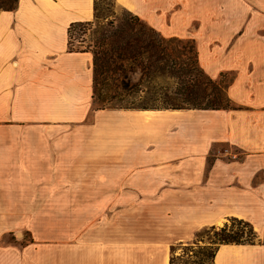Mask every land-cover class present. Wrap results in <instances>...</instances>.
Instances as JSON below:
<instances>
[{
    "label": "crops",
    "instance_id": "obj_1",
    "mask_svg": "<svg viewBox=\"0 0 264 264\" xmlns=\"http://www.w3.org/2000/svg\"><path fill=\"white\" fill-rule=\"evenodd\" d=\"M114 2L192 40L207 79L232 74L233 107L94 110L92 54L67 33L94 0L0 11V264H169L230 218L264 234V0ZM73 209L78 232L6 241L22 223L71 224ZM214 264H264V244L221 245Z\"/></svg>",
    "mask_w": 264,
    "mask_h": 264
},
{
    "label": "trees",
    "instance_id": "obj_2",
    "mask_svg": "<svg viewBox=\"0 0 264 264\" xmlns=\"http://www.w3.org/2000/svg\"><path fill=\"white\" fill-rule=\"evenodd\" d=\"M17 4L18 0H15V6H0V11L15 10ZM127 12L129 17L123 18L118 25L114 26L112 23L109 27L108 24L101 25L97 3L94 0L93 20L71 23L68 27V50L90 52L93 57L92 105L94 99L100 102V107L94 110H226L233 107L227 96H225L226 100L222 96V92L226 94L232 78L225 83V86H221V79L225 74L215 81L204 79V72L199 65L192 40L165 38L137 16ZM92 28L95 35L92 46L73 48L71 45L73 31L78 29L85 33ZM186 45H190L194 51V63L189 59H183L185 54L178 50L181 48L185 51ZM132 74L139 76L135 83L130 80L129 75ZM163 77L170 80L182 78L181 83H177L179 87L176 92L169 93L168 86H162L157 82ZM100 86L103 87L104 96L98 98L96 96ZM143 90L150 97L140 104H136L133 99L122 105L120 99H116L118 96L114 94L120 91L131 96ZM169 94L180 96L181 99H171ZM228 221L229 224H224L220 228L216 226L204 228L203 232L207 236L212 233L209 238L212 247H197L196 250L185 247L178 256L174 255L176 246L171 247L169 264H214L216 252L221 245L264 244V241L257 240V235L248 222L237 218H230ZM200 235L201 230L196 233L195 238H201Z\"/></svg>",
    "mask_w": 264,
    "mask_h": 264
},
{
    "label": "rangeland",
    "instance_id": "obj_3",
    "mask_svg": "<svg viewBox=\"0 0 264 264\" xmlns=\"http://www.w3.org/2000/svg\"><path fill=\"white\" fill-rule=\"evenodd\" d=\"M97 3V9H98V14L100 19L101 25H105L108 27L110 26L109 24L112 23L114 26L118 25L121 20L125 17H129L128 12L125 11L123 8L118 6L114 0H96ZM0 6H15V0H0ZM93 29L90 31H87L83 33L82 30H75L72 33L71 36V45L73 48H85L87 46H92V41L93 37ZM179 51H182L185 54V57L183 59H189V61L194 63L195 61V55L194 51L192 50L190 45L185 46V51L184 49L178 48ZM193 66L196 65L193 64ZM130 80L132 83L137 82L139 76L138 74L136 75H129ZM232 74H225V76L221 79V86H225V83L229 81L232 78ZM203 78L205 79L206 76L203 73ZM181 77L178 80H170L167 77H163V79L157 80L162 86H168V92L169 93H174L178 89L177 83H181ZM103 87H99V90L97 92L98 98H101L104 96L103 92ZM119 93V94H118ZM113 94V93H112ZM115 96L117 97L116 99H120V103L122 105H125L127 101H132L133 99L136 101V104L143 103L148 100L150 97L149 95L145 94V90L142 92H138L137 94L127 96L126 94L122 92H114ZM222 96L224 100H226L225 92H222ZM169 98L173 99H181L180 96H174L172 94H169ZM117 101V100H114ZM108 105H105V107ZM97 107H100V102L97 99L93 100V109H97ZM73 222L71 224H28V223H22L19 224V236L14 232L12 236L6 237V241H16V240H21L22 238V243H28L31 238H35L36 240H40L41 242L47 244L53 242V239L51 240L50 238L53 237H62L64 232L71 231L73 232H78L77 230L79 229V219L75 215H79L80 209H73ZM75 216V217H74ZM77 221V222H75ZM75 222V223H74ZM225 224H229V221H227ZM223 226V225H222ZM222 226H216L217 228H220ZM209 228V227H205ZM201 229V238H194L192 241L184 244V245H178L174 248V255L178 256L181 254V252L184 250L185 247H192L193 249H197V247H212L210 244L209 238L211 237L212 233L207 236L206 233L203 232ZM25 233V234H24ZM257 240H260V242L264 241V234L260 237H257ZM5 241V242H6ZM191 255V254H190ZM192 257V256H191Z\"/></svg>",
    "mask_w": 264,
    "mask_h": 264
}]
</instances>
